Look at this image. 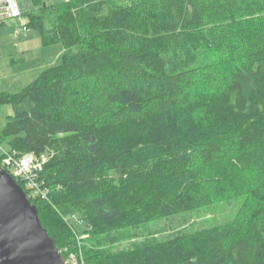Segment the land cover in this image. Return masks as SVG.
<instances>
[{"label": "trees", "instance_id": "16d2710c", "mask_svg": "<svg viewBox=\"0 0 264 264\" xmlns=\"http://www.w3.org/2000/svg\"><path fill=\"white\" fill-rule=\"evenodd\" d=\"M33 2L27 28L44 46L60 43L62 60L19 93L0 94V108H12L0 145L52 153L38 178L46 199L18 183L62 256L74 251L79 264H264V187L246 220L115 253L88 247L66 220L80 216L96 237L212 205L233 187L249 195L264 186V0ZM245 22L253 26L246 33L221 30ZM226 36L232 42L221 50ZM185 50L220 58L169 60Z\"/></svg>", "mask_w": 264, "mask_h": 264}, {"label": "rangeland", "instance_id": "374dc122", "mask_svg": "<svg viewBox=\"0 0 264 264\" xmlns=\"http://www.w3.org/2000/svg\"><path fill=\"white\" fill-rule=\"evenodd\" d=\"M18 1L23 13L33 10L37 11L39 7L34 4L33 0ZM46 1L49 5H54L63 0ZM118 2L123 4L122 1ZM48 15L49 20L46 21V27L50 30L49 23L52 18L54 19V16L51 12ZM28 24L29 19L25 14L18 19L0 22V94L19 93L34 82L44 70L59 65L62 60L64 47L60 43L44 46L39 31L33 27L27 28ZM219 24L221 23L214 25V28L220 27ZM252 27L250 23L245 22L238 29L233 26L223 25L221 30L225 32V35H230L236 30L243 34ZM234 34L238 35L236 32ZM230 37L232 36H226L222 39L219 49H227L230 46L232 42ZM168 57L173 62L179 59L180 61H186L188 65L196 66L200 62H214L220 58V55L218 52L212 54V52L204 50H185L176 52V54L171 53ZM11 114V106L4 105L0 108V127L5 126L7 116ZM5 148H8V146L5 145ZM51 155L52 153L46 150L37 157L38 159L50 158ZM263 187V184H261L255 191L257 193L253 192L249 195L245 193V188L233 187L227 199H222L212 205L96 237L92 236L90 232L87 233L84 223H78L77 220L70 219L72 215H68L66 220L77 231L79 239L85 242L88 247L115 253L145 243L163 241L179 233L213 228L233 222L236 219L246 220L252 213V207L258 203V193ZM77 217L80 218L78 215ZM65 252L69 255H76L71 250L69 252L65 249ZM78 260L82 261V256L80 258L78 256Z\"/></svg>", "mask_w": 264, "mask_h": 264}, {"label": "water", "instance_id": "95a60500", "mask_svg": "<svg viewBox=\"0 0 264 264\" xmlns=\"http://www.w3.org/2000/svg\"><path fill=\"white\" fill-rule=\"evenodd\" d=\"M0 264H71L22 186L0 163Z\"/></svg>", "mask_w": 264, "mask_h": 264}, {"label": "built area", "instance_id": "2783aa9c", "mask_svg": "<svg viewBox=\"0 0 264 264\" xmlns=\"http://www.w3.org/2000/svg\"><path fill=\"white\" fill-rule=\"evenodd\" d=\"M22 15L23 12L18 0H0V22L18 19ZM0 159L3 168L17 182L22 181L25 183L33 198L37 196L43 199L47 198L48 190L44 188V183L38 178L48 158L38 159L33 153L19 155L17 152L0 145ZM70 219L77 220L78 223H84L77 215H72ZM66 260L71 264L80 263L78 256L75 254L69 255Z\"/></svg>", "mask_w": 264, "mask_h": 264}, {"label": "crops", "instance_id": "0c3cea01", "mask_svg": "<svg viewBox=\"0 0 264 264\" xmlns=\"http://www.w3.org/2000/svg\"><path fill=\"white\" fill-rule=\"evenodd\" d=\"M41 41H42V38H41Z\"/></svg>", "mask_w": 264, "mask_h": 264}]
</instances>
